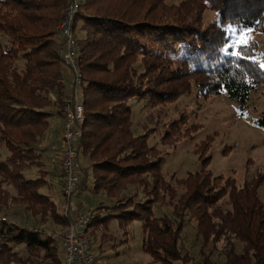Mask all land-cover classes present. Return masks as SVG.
Instances as JSON below:
<instances>
[{"label":"trees","instance_id":"obj_1","mask_svg":"<svg viewBox=\"0 0 264 264\" xmlns=\"http://www.w3.org/2000/svg\"><path fill=\"white\" fill-rule=\"evenodd\" d=\"M68 1L0 0V147L7 150L0 157V215L21 204L33 219L62 227L71 216L59 213L50 196L39 191L51 172L37 144L68 98L58 29ZM78 1L73 29L84 115L78 125L76 189L95 199L86 233L90 248L100 252L115 239L113 221L124 235L122 242L128 226L139 221L141 249L152 262L264 264V200L259 195L264 170L256 168L241 183L232 175H215L208 168V150L217 135L212 132L196 144L199 168L183 177L172 174L168 181L162 173L164 152L149 144L155 133L173 148L193 138L198 126L181 129L187 116L178 106L180 119L164 121L165 104L193 91L204 97L226 95L238 103L241 117L258 87L264 96L257 42L233 46L226 29L236 26L264 36V0ZM206 10L218 18L205 24ZM132 101L151 108L140 134L133 130ZM251 122L264 130V110ZM32 165L39 167V175L26 178L22 169ZM161 206L170 213L156 214L154 208ZM186 227L193 229L194 255L186 250ZM61 261L56 239L34 226L0 219V264Z\"/></svg>","mask_w":264,"mask_h":264},{"label":"rangeland","instance_id":"obj_2","mask_svg":"<svg viewBox=\"0 0 264 264\" xmlns=\"http://www.w3.org/2000/svg\"><path fill=\"white\" fill-rule=\"evenodd\" d=\"M76 1L78 2L79 7V1ZM166 1L168 3H178L180 0ZM65 8L63 9L61 20ZM217 18V14L211 10H206L203 15V22L207 24ZM226 29L230 35L229 41L233 46L240 44L239 41L244 37L248 38L247 40L254 39L257 42L259 48L257 47L258 49H256L255 58L260 61L261 67L264 68V36L253 30L239 31L236 26H230ZM65 70L68 71V68H65ZM67 78L68 76L65 77V85L68 91L70 90V85L68 81H66L68 80ZM71 85L72 91V80ZM262 89V86L258 87L257 90L251 94L243 117L239 115L238 103L227 98L224 94H211L204 97L196 93V91H193L190 95L179 97V99L173 103H166L167 117H164V121L168 122L171 119H180V113L174 108L175 106H178L186 112L187 116L186 122L180 123V128H188L190 125L194 124H196L198 128L192 132V139L184 138L183 140L178 141L174 148L164 145L160 139V134L158 133H155L150 137L149 144L156 146L164 152L163 157H165V161L162 165V173L165 178L169 181L171 180L172 174H174L175 177H183L187 172L197 170L200 166V162L198 161V155L194 152L196 144L201 139H204L207 134L212 132H216L217 135L214 137L208 150V154L211 157L208 168L215 175H232L236 178L238 183H241L244 177L250 176L256 168L260 167L264 170V130L254 126L251 122V118L257 116L262 110H264V96L262 95ZM70 92L68 91V96ZM53 98L54 95H51V99ZM131 106L133 114V130L135 134H140L142 133L140 123L145 121L151 108H146L143 101H132ZM63 108L58 112L55 111L50 119L49 128L53 123V129H59L60 123L64 120V115L60 113ZM58 136L59 134H56L50 139L48 133L45 131L39 138L37 144L38 150L41 151L43 149L41 147L44 145L45 148L47 146L49 147L50 142L53 144ZM59 140L60 139L55 143H59ZM224 148H227L226 152L223 151ZM41 152L43 155L42 161H44L45 164L44 167L51 172V175H47L49 181L47 184L43 185L39 191L50 196L49 198L56 204L59 213H63V210L66 209L69 214L76 210L89 214V208L94 204L95 199L93 197L91 198V196H85V191L76 188L71 194H65L66 196L63 195L60 188L61 181L59 179L60 162H52V157L46 152V150ZM6 155L7 150L0 147V157ZM247 160L250 161L249 171L244 170V165ZM55 165L58 167V172L56 173H54V169L51 170L49 168V166L52 167ZM82 168H84V166H82ZM38 169V166L32 165L22 169V172L26 178H37L39 175ZM54 176L57 179H55ZM171 183L173 182L171 181ZM138 191H141L139 197L144 198L141 187L138 188ZM259 195L260 198L264 200V186L259 189ZM161 207L162 209L154 208V212L156 214H162L164 211L165 213H170V209L167 208L168 206ZM0 219L13 225L22 223L29 225L30 227L34 226L41 234L56 239L59 242V245L62 243L61 236L65 226H59L49 219L46 222L41 223L38 220L33 219L29 213L23 209V205L21 204H12L6 210H3ZM110 229L115 236L114 240L104 243L100 252H97L95 247H91L95 259L98 262L97 264H160L158 261L152 262V257L141 249V227L139 221H134L128 226L127 241L124 240V242L121 241V239H124V235L121 233V230L115 221L111 223ZM52 234H54V236ZM192 235L193 229L191 227H186L184 237L186 250L194 255L197 246L192 245ZM16 247L22 250L21 245H17ZM116 251L117 253H115ZM172 264H179V262H174ZM186 264L195 263L187 262Z\"/></svg>","mask_w":264,"mask_h":264},{"label":"built area","instance_id":"obj_3","mask_svg":"<svg viewBox=\"0 0 264 264\" xmlns=\"http://www.w3.org/2000/svg\"><path fill=\"white\" fill-rule=\"evenodd\" d=\"M78 9L76 0H69L58 29L63 38L62 56L63 62L72 74L73 89L66 99L63 110L62 134L60 148H57L60 162L59 179L63 195L71 194L77 187L81 162L77 157V141L79 137L78 125L84 115V108L79 96V87L82 81L81 71L77 61V46L75 34H73V18ZM56 151V150H55ZM57 160L56 155H50ZM66 196V195H65ZM63 215L71 216L69 225L62 232V261L61 264H97V260L86 238L89 215L76 210L70 214L66 209ZM54 236V234H52Z\"/></svg>","mask_w":264,"mask_h":264},{"label":"crops","instance_id":"obj_4","mask_svg":"<svg viewBox=\"0 0 264 264\" xmlns=\"http://www.w3.org/2000/svg\"><path fill=\"white\" fill-rule=\"evenodd\" d=\"M69 70V69H68ZM70 74H71V72L70 71H66V73H65V77L66 76H68V83H69V85H70V90H68L69 92L71 91V87H72V85H71V80H72V74H71V76H70ZM70 78V79H69ZM59 126V125H58ZM59 127H61V126H59ZM46 132L48 133V136H49V138L50 139H52L56 134H59V136L57 137V139H56V141L58 140V139H60L61 138V134H62V131H61V133H60V128L59 129H53V123H52V125H51V127L50 128H48L47 130H46ZM51 136V137H50ZM41 140V139H40ZM55 141V142H56ZM54 142V143H55ZM51 144V142H50V144H49V147L47 146L46 148H45V145L44 146H42L41 148H43L44 150H46V152L47 153H49V155H56V157H57V160H53L52 162H55V161H59L58 160V158H59V154H58V151H57V148H60V141H59V143H55V144ZM39 145H40V143H39ZM52 145V146H51ZM51 146V147H50ZM56 150V151H55ZM49 168L52 170V169H54V173H56V172H58V167H57V165H55V166H49ZM59 170H60V167H59ZM54 178L55 179H57L55 176H54Z\"/></svg>","mask_w":264,"mask_h":264},{"label":"snow or ice","instance_id":"obj_5","mask_svg":"<svg viewBox=\"0 0 264 264\" xmlns=\"http://www.w3.org/2000/svg\"><path fill=\"white\" fill-rule=\"evenodd\" d=\"M240 43H247V38L246 37H244V38H242L240 41H239ZM234 55H238V53H234Z\"/></svg>","mask_w":264,"mask_h":264}]
</instances>
